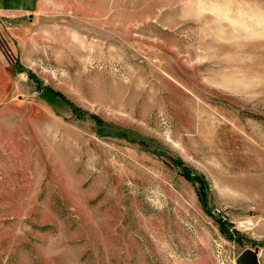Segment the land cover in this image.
<instances>
[{
	"label": "rangeland",
	"instance_id": "1",
	"mask_svg": "<svg viewBox=\"0 0 264 264\" xmlns=\"http://www.w3.org/2000/svg\"><path fill=\"white\" fill-rule=\"evenodd\" d=\"M4 23L0 264H264V0Z\"/></svg>",
	"mask_w": 264,
	"mask_h": 264
},
{
	"label": "crops",
	"instance_id": "2",
	"mask_svg": "<svg viewBox=\"0 0 264 264\" xmlns=\"http://www.w3.org/2000/svg\"><path fill=\"white\" fill-rule=\"evenodd\" d=\"M40 4L41 0H0V71L11 60L10 32L6 31L4 20H26L37 12Z\"/></svg>",
	"mask_w": 264,
	"mask_h": 264
},
{
	"label": "water",
	"instance_id": "3",
	"mask_svg": "<svg viewBox=\"0 0 264 264\" xmlns=\"http://www.w3.org/2000/svg\"><path fill=\"white\" fill-rule=\"evenodd\" d=\"M243 262L244 264H254V259L250 254H245L243 256Z\"/></svg>",
	"mask_w": 264,
	"mask_h": 264
},
{
	"label": "trees",
	"instance_id": "4",
	"mask_svg": "<svg viewBox=\"0 0 264 264\" xmlns=\"http://www.w3.org/2000/svg\"><path fill=\"white\" fill-rule=\"evenodd\" d=\"M225 225H224V223L222 224V228L224 227Z\"/></svg>",
	"mask_w": 264,
	"mask_h": 264
}]
</instances>
